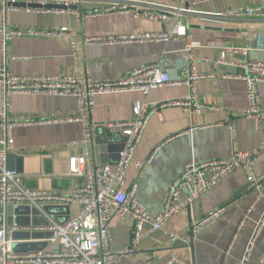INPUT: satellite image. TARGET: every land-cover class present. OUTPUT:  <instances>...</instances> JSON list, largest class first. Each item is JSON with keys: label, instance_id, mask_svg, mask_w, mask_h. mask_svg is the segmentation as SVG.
Returning a JSON list of instances; mask_svg holds the SVG:
<instances>
[{"label": "crops", "instance_id": "obj_1", "mask_svg": "<svg viewBox=\"0 0 264 264\" xmlns=\"http://www.w3.org/2000/svg\"><path fill=\"white\" fill-rule=\"evenodd\" d=\"M113 1L127 0H84L82 7L102 8ZM169 3L153 2L158 21L135 19L129 14L78 19L66 12L37 14L21 8L12 10L6 16L8 28L51 32L67 28L73 33L76 48L72 50L67 37H15L5 53L7 71L14 76L35 77L66 74L76 68L83 75L88 67L89 78L100 82L118 79L164 58L170 79L176 82L187 63V45L197 44L193 50L195 70L205 78L196 84V95L205 108L189 113L169 107L151 116L126 172L125 187L135 184L139 204L154 216L162 209L171 180L191 162L225 159L234 152L256 150L252 179L248 180L242 168L236 169L173 217L162 231L143 240L137 252L121 256L112 264H168L172 258L183 264H220L222 258L223 264H264V224L260 225L264 219V128L261 122L243 114V82L223 77L235 72L231 63L241 62L242 57L230 54L228 64L218 63L221 50L231 46L247 49L250 60L264 63V31H258L264 29V19H258L261 13L264 15V0H210L184 8L186 36L167 43L89 46L83 42L86 37L167 31L172 23ZM245 8L256 9L254 15H227L231 10ZM188 93L186 86L169 85L145 95L138 91L98 95L90 117L94 126L90 142L84 140L83 126L78 122H46L76 115V98L13 95L9 112L20 124L12 130L11 154L16 157L13 166L21 159V185L29 190L63 194L81 186L87 166L93 170L98 165H115L122 147L124 137L120 133L110 134L101 127L103 124L129 121L136 103L175 101ZM259 93L264 111V84L259 86ZM149 157L151 162L138 170L137 163ZM189 195L186 187L180 198L186 200ZM60 210L55 213L64 217ZM73 210L70 207V213ZM219 210L222 211L216 219L192 231L190 238V226ZM110 229L111 250L126 249L131 241L130 221L115 216ZM171 234H185L188 242L172 243Z\"/></svg>", "mask_w": 264, "mask_h": 264}, {"label": "built area", "instance_id": "obj_2", "mask_svg": "<svg viewBox=\"0 0 264 264\" xmlns=\"http://www.w3.org/2000/svg\"><path fill=\"white\" fill-rule=\"evenodd\" d=\"M154 1H168L172 6V23L167 31L149 32L145 34H128L119 36L86 37L83 42L89 46L110 44H142L144 42L167 43L183 39L186 27L182 20L184 8L200 5L210 0H127L113 1L102 8L85 10L84 0H0V206H23L37 211L38 216L46 221V225L26 227L0 226V264H112L117 258L137 252L141 242L153 234L162 231L167 223L177 216L184 208L199 199L208 189L238 168H242L250 181L252 168L257 161V151L234 152L225 159H215L203 163H189L183 171L174 177L168 187L161 211L151 216L139 204L136 198V185L126 188L125 176L132 162L135 150L141 141L148 120L159 114L163 109L179 107L185 112L199 113L205 107L196 95V84L205 78L195 70L193 50L198 46L187 45V63L182 70V77L172 82L164 58L152 65L143 66L127 72L118 79L92 81L89 68L80 75L75 68L72 72L55 76H14L6 68L5 58L8 44L15 37L52 35L67 37L71 40V48L75 50L76 42L73 33L62 28L58 32L39 29H11L6 25L7 13L21 8L26 12L37 14L66 12L76 18H91L112 14H129L135 19L158 21L159 16L152 10ZM23 4V7L18 6ZM256 9L245 8L231 10L230 16L244 15L251 17ZM264 11V10H263ZM258 17L264 19L263 13ZM262 22V21H261ZM241 56V62H232L235 72L224 74V78L237 79L245 87V116L261 122L264 128V111L261 107L259 86L264 84V63L248 58L247 49L225 47L219 55V65L228 64L227 56ZM75 58V52L73 53ZM206 61H208L206 59ZM169 85L186 86L189 93L186 97L165 102L136 103L133 116L126 122L103 124L101 127L110 134L120 133L124 137L122 147L117 153L115 165H98L93 170L88 166L83 172L81 186L67 193L52 191L29 190L24 188L18 173L7 167L8 155L13 150L12 130L19 122L10 116V98L16 94L43 95L55 97H74L77 99L78 112L68 118H55L46 122H78L83 126L84 140L90 142L94 126L91 114L95 110V97L122 92L138 91L147 94L151 90ZM151 162V158L138 162V170ZM254 185L255 182H250ZM189 188L190 195L186 200L180 198L181 190ZM66 206L69 208L67 219L63 223L55 221L44 209V206ZM70 207L74 210L70 213ZM222 210L206 215L195 222L192 231L216 219ZM120 220L128 219L131 223L130 245L121 251H112V234L110 223L113 217ZM264 224V219L260 225ZM47 233L42 239L14 240L12 234ZM172 243L188 242L187 235H169ZM46 245L38 250L25 253L13 251L17 244L41 243ZM249 250H247V253ZM168 264H183L172 258Z\"/></svg>", "mask_w": 264, "mask_h": 264}, {"label": "water", "instance_id": "obj_3", "mask_svg": "<svg viewBox=\"0 0 264 264\" xmlns=\"http://www.w3.org/2000/svg\"><path fill=\"white\" fill-rule=\"evenodd\" d=\"M18 6L23 7V4H19ZM258 31H264L263 30H258ZM16 157L12 154L8 155V159H7V167L10 171H15L16 173H20L21 172V159L18 158L16 160L17 162V166H13V162L15 161ZM43 209L49 214L51 215V217L57 221L58 223H63L66 219H67V215L69 214V208L66 206H59V207H53V206H44ZM56 209V211H58L59 209H61L60 211H63L65 216L62 217L60 216L61 213L57 212L54 210ZM14 217V218H13ZM11 218V219H10ZM0 219H4V221H2V224L0 223V225H5L6 227H10V226H17V227H26L28 225H32V226H38V225H46V221L38 216V213L36 210L34 209H29L28 207H23V206H18V207H2L0 206ZM192 227H189V236L190 238H192ZM46 236H48L47 233H22V232H15L14 234H12V238L14 240H28V239H42L45 238ZM46 244L44 242L41 243H28V244H17L16 246H14L13 251L16 253H25L28 251H34V250H38L42 247H44ZM190 249L192 250V243L190 242L189 245ZM222 262L220 264H223V258L221 260Z\"/></svg>", "mask_w": 264, "mask_h": 264}]
</instances>
